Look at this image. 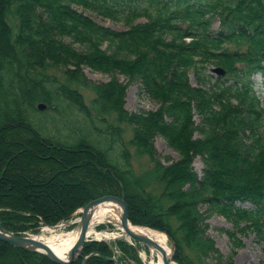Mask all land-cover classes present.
Returning <instances> with one entry per match:
<instances>
[{
	"label": "trees",
	"instance_id": "16d2710c",
	"mask_svg": "<svg viewBox=\"0 0 264 264\" xmlns=\"http://www.w3.org/2000/svg\"><path fill=\"white\" fill-rule=\"evenodd\" d=\"M16 1H20V3L13 4L12 0L2 1L0 3V9L2 8L0 16L6 15L7 10L9 11L11 7L12 10L17 11L20 26L14 29L8 22V24L5 23L2 17L4 27L6 28V24L9 27V29L2 32L6 35H12L13 40L16 36H19L22 45L17 48L21 51L28 46L36 52L39 49L42 51L44 48L46 53L53 55V66L45 64L44 57L38 52L37 56L29 57L28 62L32 63L33 67L40 66V77H32L27 74L16 80V76L20 74V71L14 66V63L11 65L9 63L10 59L6 57L0 59V137L10 132L21 137L19 143L6 139L5 147L0 151V155H6L9 152V147L20 146L22 148L21 155L34 162L36 161V154L44 150L57 157L74 156L75 163H77L76 168L86 169L89 173L96 175L98 179L105 180L107 186L104 189H85L81 176L78 174L80 177L77 178V182L71 188L81 187L85 190L83 195L75 199L69 206L59 210L41 209V205L35 202L34 198L29 200L26 197L23 201L13 202L11 198L0 196V223L6 230L18 236H25L26 233L37 234L43 225L52 227L60 221H67L77 208L83 207L87 202L102 196L114 195L119 197L122 194L128 208V220L138 225L152 226L153 223H157L154 218L160 219L151 208L153 206L162 208L160 203L165 202L167 207L162 209L168 210L169 206L172 208L178 205L176 204L178 199L183 201L182 206H178L194 211L190 216L194 228H196L194 226L196 225L195 222L198 226V223L204 221L203 213L199 212L202 204H207L209 207L220 211L235 212L245 217L261 218L264 222V181L259 177L260 174H256L253 170L248 172L250 175L246 179L249 186L243 188L242 186L238 187L237 184L232 185L227 181L230 175L233 174V169L239 167L241 158L239 155L234 157L228 153L233 157L232 160L229 159L231 161L229 164L230 166L233 165V168L232 166L229 168L230 166H227L224 161L221 162L222 159L219 158L221 155L220 146H206L207 144H200V141L191 140L193 132L190 124L191 118H189V122H185L186 114L188 117H191L192 114L191 100L188 104V102L183 103L181 100H174L173 98L170 101L173 103L170 113L166 110L169 108L163 111L164 114L175 120V124L179 125L176 136L168 137L170 132H164V135L166 138L168 137L167 139L170 142L177 144L175 148L184 154L181 160L170 165H164L159 160L153 159L155 154L150 143L143 145L144 141H138V129L133 128L132 125L129 126L131 121L135 120L134 116L122 113L119 108H115V105L120 104L121 88L118 85H104L101 90L92 88L94 97L89 103L86 102L84 94L77 91L82 88L89 90L90 85L85 82L81 75H77L78 64L75 65V61H84L89 67L97 62L102 68H110L100 63V61L109 63L110 59L100 52H93L90 57L72 54L65 49V45L62 43H54L51 38L47 40L50 35L47 34L46 29H52V26L35 24L36 20L40 21L39 16L41 15L38 13L43 11L47 14V19L57 28L59 32L57 34H62L60 36L72 37L76 43L84 46H92L94 42L110 43L122 56L135 59L133 61L123 60V73L127 74L126 71L132 69L139 76L144 86V82H146V86L155 98L162 99L163 95L170 93L172 90L174 92L180 89L190 99L193 94H196L201 98L199 101L204 105L203 110L213 118L219 119L221 116L224 120L226 119L225 121H229L230 126L238 129L250 124L253 126L252 131L254 130L255 136L261 142H264V103L260 101L253 90L254 82L251 80L256 74H261L264 78V0ZM67 2L93 7L99 15L116 22H125L127 25H132L134 20L141 17L147 18V20L145 23L131 28L129 32L118 35L93 25L91 21H78V16L74 17L64 8H60V3ZM223 7H226V9ZM219 9H222V11H219ZM215 17H217L219 24L218 28L213 30L212 22ZM163 34L171 39L170 43L161 41ZM43 37L46 39L44 40ZM185 39H190L192 42L186 44ZM35 42L40 44H35ZM11 56L12 54H10V58ZM16 58L18 59L17 56ZM64 59L71 62L74 70H76H63L64 82L59 83L55 77L50 78L44 74L48 68L56 67L58 69V66L63 67L66 63ZM40 63L41 65H39ZM175 65L182 72L194 71L201 83L205 82L207 85L210 84L217 88L225 95L224 99L229 97L254 111L256 113L255 119L242 122L241 117H245L244 113L228 109L219 115L216 114V111L221 109L216 105L214 106L213 95L205 93L202 89L193 93L183 73L182 75H176L177 81L179 80L178 88L168 87L170 79L173 78L172 70H174ZM211 66L223 69L225 75L212 76L209 73ZM11 72L12 74L16 73V76L9 79L5 75ZM21 84L23 88H20ZM103 95H106L111 103L108 102L107 98L102 99ZM218 101L222 102V100ZM39 102L45 105L44 110H38ZM64 107L70 110L74 109L86 120L89 127L87 126L85 129L87 131L90 129L96 137L103 138L105 145L90 142L87 139L88 133L82 134V138L77 140L75 137H71L68 142L59 133L53 136L43 135L38 127L31 123L30 113L45 112L47 109L60 115ZM195 109H197L196 106ZM198 111L202 112L200 109ZM163 112L151 115V124L161 134L163 132L160 129L163 130L165 124ZM238 114H241V116H238ZM109 121L113 124L109 125ZM136 121L140 123L138 118H136ZM119 123L129 126V142L133 143L136 151L151 158L153 167L150 172L153 173L158 184L157 188L161 190L159 194L145 192L147 191L145 188L152 186H148L147 183L145 184L142 181L145 174L139 177L135 175L133 169H128L129 172L123 171L124 169L119 170L118 166H114L113 158H109L111 156L109 152L112 150L113 145L119 142L121 134L124 133V129ZM138 128L141 129V127ZM68 132V134L74 135L75 131L71 128ZM111 135L116 136L117 140H115L116 142L109 141L108 144L107 139ZM212 147L217 150V153L214 156L212 155L213 158L210 157L211 151L214 150ZM187 151H197L203 157L204 169L201 177L193 174L190 170L191 159L185 156ZM118 154L119 158L127 159L125 158L127 156H123L125 154L123 150ZM86 157L89 161L83 162L82 158ZM49 162L52 163V167L56 161ZM218 162L222 163L221 167H219ZM255 165L256 161L255 164H252V169L259 168ZM1 168V178H6L9 170L7 164L2 165ZM69 173H73V169L65 168L59 175L65 176ZM56 175L58 176V174ZM57 176H53L49 180L50 185H55L59 181ZM117 180L121 183L119 184ZM52 181L53 183H51ZM33 184L31 187H41L39 180H35ZM142 190L143 193H141ZM153 200L155 202L151 204ZM213 203L214 205L211 206ZM141 204L145 209L143 211H140ZM237 204H250L254 209L245 210L237 207ZM146 206L150 210V216H148ZM166 218L167 223H170L171 220L173 222L178 220V216L170 214ZM178 228H173V230L176 229L177 231ZM167 230V228L164 229L165 232ZM195 232L197 234L198 229H195ZM179 234L184 236L185 232L179 231ZM167 237L175 248H180L177 236L171 232ZM190 250L193 256L194 253L195 257L200 255L198 248L193 247L192 244ZM92 251H99L103 255L110 254L106 243L87 241L82 246L79 261L74 264H80L82 258ZM176 260L182 264H188V262L189 264H196L195 260L192 259L187 262L188 256L184 253L179 258L176 256ZM0 264L52 263L40 255L0 242ZM86 264L112 263L104 261L99 256H94L88 259Z\"/></svg>",
	"mask_w": 264,
	"mask_h": 264
},
{
	"label": "rangeland",
	"instance_id": "374dc122",
	"mask_svg": "<svg viewBox=\"0 0 264 264\" xmlns=\"http://www.w3.org/2000/svg\"><path fill=\"white\" fill-rule=\"evenodd\" d=\"M2 1L4 2L5 0H0V3ZM12 3L16 4L20 3V1L12 0ZM59 6L60 8H64L66 11H68V13L70 12V14L74 15V17L78 16V21H91L93 25L118 35L129 32L131 28L145 23L147 20V18L141 17L134 20L132 22V25H127L125 22H116L105 18L103 15H99L94 11L93 7L90 6H84L69 2L60 3ZM223 8L226 9V7ZM0 10H2V8ZM13 11L14 9L12 10V8L10 7L9 11L7 10L6 15H4L5 17L0 16V59L2 57L10 59L9 63H11V65L12 63H14V66L17 67L21 75L18 74V76H16V73L12 74V71L10 74L5 76H8L9 79L16 76V80L21 78V76L27 74L32 77H40V66L33 67V65H31L32 63L30 64L28 62V58L31 56H37L39 52V54L44 57L43 61H45V64L53 66V55L48 52L46 53L44 51V48L42 51H40L39 49L36 52L30 46L21 51L17 48L22 45L20 43V39L18 38L19 36H16L13 40L12 35H6L2 32L6 29H9V27L7 26L8 23L14 29L20 26L17 11ZM219 11H222V9H219ZM38 14H40L41 16H39L40 21L36 20V25L40 23V25L42 24L47 27L52 26V29H46L47 34L50 35L47 40L51 38L54 43H62L63 45H65V49L69 50L72 54L75 55L90 57L93 52H100L105 57L110 59L109 63L100 61V63L110 68H102L101 65H99V63L97 62L93 63L94 65H92V67L94 68H92L86 65L84 61H75V65L78 64V73L76 72L77 75H81L85 79V82H88L90 85L89 90L83 88H77L78 90H76L83 93L86 98V102L88 101L89 103L94 97V91L92 90V88L94 90H101L104 85H118L121 88V94L119 98L120 104L115 105V108H119L120 112L122 113L134 116L135 120H132L129 126L132 125L133 128L138 129L139 142L144 141L143 145H145L146 143L151 144L152 151L155 154L153 156L154 160L157 159L164 165H170L183 158L184 154L182 153V151L175 148L177 144L170 142L169 139H167L168 137H171L173 135L176 136L179 125L175 124V120L170 116L168 117V115L164 114L163 111L166 108H169L166 110H168L170 113V109L172 110L173 108V103H171L170 101L173 100V98L174 100L179 99L183 103L188 102V104L189 100H191V117H188L187 114L185 117L186 123L189 122V118H191L190 124L193 131L191 140L200 141V144H207L206 146H220L221 155L219 158H221V162L224 161L227 166H230V160H232L233 158L232 156H230V154L234 157H238L239 155V157L241 158L239 167H235V169H233V174L230 175V178L227 181L232 185L237 184L238 187L242 186V188L245 186H249V184H247V179L250 175L248 172H250L251 170L256 172V174H260L259 177L262 181H264V142H261L258 137L255 136L253 132L254 130L252 131L253 126L247 124L246 127H239L241 129L240 130L238 128H233L232 126H230L228 124L229 121H225L226 119L224 120V118H222L221 116L219 119L213 118L208 112H205L203 110L204 105L200 103V97H198L196 94H193L192 98L190 99L186 94L182 92L181 89L174 92L172 90L170 93L163 95L161 97L162 99L155 98L150 93L149 88L146 86V82H144V86L141 79H139V76L132 69L128 72L126 71L127 74L123 73V60L133 61L135 60L134 58L122 56L118 53L113 45L107 42H94L92 46H84L76 43V41L72 37L70 38L67 36H60L62 34H57L59 32L57 31V28L54 26V24H52V22L47 19V14L43 11L39 12ZM2 17L4 18L5 23L8 22L6 24V28L4 27ZM218 24L219 21L217 17H215L212 22V29L216 30L218 28ZM43 39L45 40L46 38L43 37ZM162 40L165 43H170L171 39L163 34L161 41ZM184 42L186 44H190L192 41L190 39H185ZM35 44L40 43L35 42ZM10 54H12L11 58ZM16 56L18 57V59L16 58ZM64 62L66 63L63 67L58 66V69H56L55 66V68H48V70L44 72V74L50 78L55 77V79L58 80L59 83L64 82V75L62 74L63 70L76 71L74 70L73 64L71 62H69L67 59H64ZM39 65H41V63ZM211 67L213 68L214 66ZM173 69V78L170 79L168 87L171 86V88H178L179 80L177 81L176 75H182L183 73L184 76H186L185 79H187L188 85L193 90V93H196V91L202 89V91H204L205 93L213 95V99L215 100V102L213 103L214 106L216 105L221 109L219 111H216V109V114L219 115L220 113H223L226 109H228L235 112L244 113L245 117H241L242 122H248L255 119L256 113L254 111H251L248 107L235 102L229 97L227 99H224L225 95H223L217 88L210 84L207 85L205 82L201 83L194 71L188 70L186 72H182L181 70H179V67L177 65H175ZM254 79L257 80V77ZM258 81L262 82L260 77H258ZM83 86L85 87V85ZM20 88H23L22 84L20 85ZM253 88L257 92H260L257 94L262 100L264 98V84H262L261 87L255 85L253 86ZM257 88L260 89L258 90ZM101 98H107L108 100V97L106 95H103ZM218 100H222V102H219ZM108 102L111 103L109 100ZM218 103L221 107L218 105ZM195 106L197 107V109H195ZM199 109L202 112L198 111ZM43 112L44 111H40V113L42 114L30 113L31 123L38 127V129L41 131L40 133H42L43 135L47 134L53 136L54 134L59 133L61 137L68 142L71 137H75V139L77 140L78 138H82V134L88 133L87 139H89L90 142H96L103 146L105 145L103 138L101 139L99 137H96V135L91 132L90 129H88V131L85 129L87 128L89 123L84 120L78 113H76L74 109L70 110L64 107V110L61 111L60 115L54 114L51 110L47 109L44 113ZM157 112H163L162 115H165L163 117L165 122L164 129H160V131L163 132L162 134L159 133V131H156L154 125L151 124V115ZM238 116H241V114H238ZM136 118H138L140 123L136 121ZM73 122H75L76 124H74ZM108 124L110 125L113 123L109 121ZM114 125L116 124L114 123ZM119 125L124 129V133L121 134L119 138L120 140L119 142H117L118 144L116 143L115 145H113L112 150L109 152L111 156L108 155L109 158H113L114 166H118L119 170L124 169L123 171L129 172L128 169H133L135 175L139 177L145 174V177L143 176L142 181H144L145 184L147 183L148 186L152 185L148 188L144 187L145 190H147L145 192H147L148 194L150 192L153 194H159L161 190L157 188L158 184L153 176V173L150 172L151 168L153 167L151 164V158L147 155L138 153L133 143L131 141L129 142V126H125L124 124L120 123ZM138 127H141V129H139ZM71 128L75 131L74 135L68 134V130ZM164 132H170L167 138L165 137ZM6 139H10L11 141H15L18 143L21 141V137L19 135L12 134V132L7 133L5 136L0 137V151L4 149ZM115 140H117V137L111 135L107 139V143L109 144V141L116 142ZM213 149L214 150L211 149V158H213L212 155L214 156V154L217 153V150L215 148ZM122 150L123 153H125L123 156H127L125 157L127 158L126 160L117 156V154ZM21 152L22 148L20 146L11 148L9 147V152L6 155H0V171L2 169L1 166L4 164H7L9 169L8 175H5L6 178H1L0 172V194H4L0 196L8 199L11 198L13 202H17L18 200L23 201V199H26V197L29 200L34 198V201L41 205V209L59 210L69 206L75 199L83 195V192L85 190H83L81 187L77 186L76 188H71V186L77 182L76 180L80 176L82 182L84 183L85 189H104L107 186L105 180L98 179L96 175H93L91 172L89 173V171H86V169L81 170L79 169V167L76 168L77 163H75L76 159L74 158V156L57 157L56 155L44 150L41 153L36 154V161L34 162L29 161L27 157L24 158L21 155ZM185 156L191 159L190 170L193 172V174L201 177L204 169V160L201 154H199L197 151H187ZM49 161L56 162L51 167L52 163ZM82 161L88 162L89 159L87 157L82 158ZM255 161V166L259 167L257 169L255 168L256 171L255 169H252V164H255ZM218 164L219 167L222 166V163L218 162ZM231 166L233 168V165ZM231 166L229 168H231ZM65 168L73 169V173H69L65 176L59 175L60 172L65 170ZM56 174H58V176ZM78 174L80 176H78ZM125 174L128 176L127 173ZM53 176H57L59 181H57L55 185H50L49 180ZM35 180H39L41 184V187H39L40 189L31 187V185H34L33 183ZM51 183H53V181ZM118 183L120 184L121 182L118 181ZM141 184H143V182H141ZM141 193H143V190L141 191ZM154 200L151 202V204L155 202ZM182 202L183 201H180V199H178V202L176 204L181 205ZM88 203L89 202L84 204V206H86ZM164 205L165 202L160 203V207L162 206V208H166L167 205ZM178 205L172 208L171 206H169L168 210L153 206L151 209L157 214V217L160 220L154 218L155 222L157 223H153L152 226L138 225L129 221L132 226L147 228L153 232H159L166 236L167 245L171 250L169 256L170 264H182L176 260V256L179 258L183 253L185 255L187 254L188 256L187 262L189 261V259H192L195 260L194 262L196 264H201V262L202 264H264V231L260 229L261 227L264 228V222L261 218L256 219L245 217L235 212H227L224 210L220 211L219 209L209 207L207 204H202L200 205L199 212L203 213L204 221L203 223H198V226L197 222H195L196 225L194 226H196V228H194L192 220L190 219V216L194 211L186 210L185 208L181 207L182 205ZM213 205L214 203L211 204V206ZM236 206L245 210L254 209V207L249 204H237ZM83 207L77 208L71 214L70 218L67 221L58 222L55 226L60 227L54 231L46 230L48 229L46 228L47 226L43 225L40 227L37 234L26 233L24 235L25 237L41 236L43 239H49L52 235L59 234L60 232L73 233L75 232L76 225H71V223L78 220L81 214V209ZM117 209L118 207H111V212L109 213L107 219L96 223L95 226H92L95 233H97V235H100L98 236V239H95L94 237L87 238V241L106 243L110 250V254H113L114 256H111L110 254L103 255L99 251H92L89 254L98 253L107 258H115L118 264L156 263V261L150 256L151 248L142 243L128 239L123 231H121L120 228L114 224L115 221H118ZM143 210L145 209L141 204L140 211ZM146 210L148 216H150V210L147 206ZM169 214L178 216L177 222H173L171 220L170 223H167L166 217ZM177 227H179L180 229L178 228L177 231L176 229L173 230V228ZM166 228L168 229L167 232L164 231V229ZM195 229H198L197 234L195 232ZM179 231L185 232L184 236L180 235ZM171 232L175 236H177L180 248H175L171 241H169V238L167 236ZM191 244L193 245V247L198 248V252L200 253L198 257H195V253L194 256L191 253ZM87 255H85L84 257H86ZM78 259L74 263H77L79 261ZM104 261L110 262L107 260Z\"/></svg>",
	"mask_w": 264,
	"mask_h": 264
},
{
	"label": "water",
	"instance_id": "95a60500",
	"mask_svg": "<svg viewBox=\"0 0 264 264\" xmlns=\"http://www.w3.org/2000/svg\"><path fill=\"white\" fill-rule=\"evenodd\" d=\"M212 72H217L220 74H223V71L219 68L212 69ZM38 110H44L45 105L44 104H39L37 106ZM112 204L114 207H118L120 210V220L115 221L114 224L117 225L120 229H122L123 233L128 236L131 240L142 243L149 248H155L158 252L163 254L162 248H160L153 240L151 239H144V238H139L134 235H132L129 232V220H128V208L127 205L124 201V196L123 194L121 197L117 196H104L98 199H95L91 202H89L86 206H84L81 209V214L79 219L76 222L71 223V225L75 224L76 229L75 231L78 232L77 238L73 245L71 246L67 258L65 260H62L58 258L52 251L51 249L43 242L38 240L36 236L32 237H23V236H18L13 234L12 232L6 230L3 228V226L0 223V242L8 244L12 247H15L17 249L29 252V253H34L37 255H40L44 258H46L50 263L52 264H72L74 263L78 257L80 256L82 246L85 242H87V230L89 228V225L91 223V219L93 216L94 210L103 204ZM115 207V208H116ZM70 225V224H68ZM60 226H54V227H49L51 229H58ZM94 256H99L103 258L104 260L110 261L114 264H118L117 260L115 258H107L105 256H102L98 253H91L87 255L86 257H83L81 264H86V261L90 259L91 257ZM162 264H170L169 263V258H166L164 255L162 256Z\"/></svg>",
	"mask_w": 264,
	"mask_h": 264
},
{
	"label": "bare ground",
	"instance_id": "6f19581e",
	"mask_svg": "<svg viewBox=\"0 0 264 264\" xmlns=\"http://www.w3.org/2000/svg\"><path fill=\"white\" fill-rule=\"evenodd\" d=\"M111 207L115 208L112 204L106 203L98 206L94 210L91 223L87 230V238L94 237L95 239H98V236L100 235H97V233H95L92 226H95V224L98 222L106 220L109 213L111 212ZM117 213V219L120 220V210L117 209ZM260 229L264 231V228L261 227ZM46 230L54 231L55 229L48 228ZM128 230L132 235L136 237L153 240V242H155L160 248H162L163 254L158 252L155 248L150 249V256L156 261V263L153 262L152 264H162L163 255L166 258H169L171 250L167 245V238L164 234L153 232L147 228L132 226L131 224H129ZM77 235V231L73 233L60 232L59 234L52 235L49 239H43L41 236H38L36 238L45 243L58 258L65 260L71 246L77 238ZM127 238L130 239L128 236Z\"/></svg>",
	"mask_w": 264,
	"mask_h": 264
}]
</instances>
